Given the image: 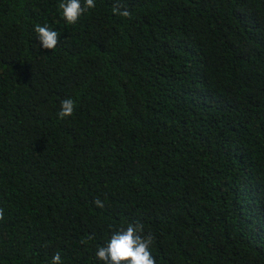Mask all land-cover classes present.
<instances>
[{"label": "trees", "instance_id": "trees-1", "mask_svg": "<svg viewBox=\"0 0 264 264\" xmlns=\"http://www.w3.org/2000/svg\"><path fill=\"white\" fill-rule=\"evenodd\" d=\"M61 2L0 0V264H264V0Z\"/></svg>", "mask_w": 264, "mask_h": 264}, {"label": "clouds", "instance_id": "clouds-1", "mask_svg": "<svg viewBox=\"0 0 264 264\" xmlns=\"http://www.w3.org/2000/svg\"><path fill=\"white\" fill-rule=\"evenodd\" d=\"M94 0H62L59 8L62 10L63 18L70 24H75L80 16L89 8H94ZM116 14L130 16L127 10H121L117 5L113 8ZM35 32L40 42V46L46 50L55 49L59 42L57 31L48 26H35ZM75 110V101L72 98H66L61 101V108L58 113L61 119L72 116ZM94 203L99 207L104 204L99 199ZM4 219V210L0 208V220ZM153 237L151 234L143 235V225L139 222L130 223L126 228L115 231L106 246L100 247L96 256L105 262V264H156L155 258L150 251ZM51 264H62L61 255L55 253Z\"/></svg>", "mask_w": 264, "mask_h": 264}]
</instances>
